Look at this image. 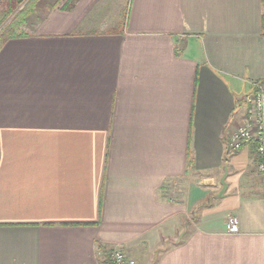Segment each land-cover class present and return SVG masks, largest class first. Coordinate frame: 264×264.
I'll use <instances>...</instances> for the list:
<instances>
[{
  "label": "crops",
  "instance_id": "crops-1",
  "mask_svg": "<svg viewBox=\"0 0 264 264\" xmlns=\"http://www.w3.org/2000/svg\"><path fill=\"white\" fill-rule=\"evenodd\" d=\"M22 31L0 49V264H264V177L228 147L264 93V0H46Z\"/></svg>",
  "mask_w": 264,
  "mask_h": 264
},
{
  "label": "built area",
  "instance_id": "built-area-1",
  "mask_svg": "<svg viewBox=\"0 0 264 264\" xmlns=\"http://www.w3.org/2000/svg\"><path fill=\"white\" fill-rule=\"evenodd\" d=\"M247 108L243 123L228 138V147L236 152L252 146L256 158L255 170L264 177V93L262 85L255 83L253 91L245 98ZM238 220L229 216L225 221L228 234L238 233ZM104 264H135L120 248H111L103 255Z\"/></svg>",
  "mask_w": 264,
  "mask_h": 264
},
{
  "label": "trees",
  "instance_id": "trees-1",
  "mask_svg": "<svg viewBox=\"0 0 264 264\" xmlns=\"http://www.w3.org/2000/svg\"><path fill=\"white\" fill-rule=\"evenodd\" d=\"M40 0H0V49L24 34L22 28ZM103 252L106 249L101 248Z\"/></svg>",
  "mask_w": 264,
  "mask_h": 264
},
{
  "label": "rangeland",
  "instance_id": "rangeland-1",
  "mask_svg": "<svg viewBox=\"0 0 264 264\" xmlns=\"http://www.w3.org/2000/svg\"><path fill=\"white\" fill-rule=\"evenodd\" d=\"M43 2H45V4H46V0H40L38 3H37V5H36V7H35V9L33 10V12L37 9V7L39 6V5H42V3ZM48 4H53V0H48ZM33 12L30 14V15H32L33 14ZM29 15V16H30ZM28 16V17H29ZM27 20V19H26ZM25 25H26V23H25ZM24 25V26H25ZM174 188V187H173ZM173 193H175V190L173 189Z\"/></svg>",
  "mask_w": 264,
  "mask_h": 264
}]
</instances>
